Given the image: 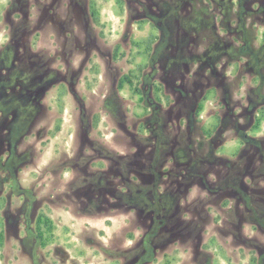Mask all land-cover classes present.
Returning a JSON list of instances; mask_svg holds the SVG:
<instances>
[{
	"label": "rangeland",
	"instance_id": "1",
	"mask_svg": "<svg viewBox=\"0 0 264 264\" xmlns=\"http://www.w3.org/2000/svg\"><path fill=\"white\" fill-rule=\"evenodd\" d=\"M156 1L57 0L40 20L0 0V43L20 24L65 75L16 157L0 158V264H264L231 199L148 178L144 82L168 38ZM85 34L98 47L88 60L75 51ZM109 100L123 102L127 135Z\"/></svg>",
	"mask_w": 264,
	"mask_h": 264
},
{
	"label": "flooded vegetation",
	"instance_id": "2",
	"mask_svg": "<svg viewBox=\"0 0 264 264\" xmlns=\"http://www.w3.org/2000/svg\"><path fill=\"white\" fill-rule=\"evenodd\" d=\"M21 1L38 17L57 2ZM33 1L39 3L31 7ZM153 8L168 38L160 45L167 52L152 61L144 82L148 178L156 186L166 177L176 186L173 196L183 188L200 191L207 203L231 199L238 229H253L264 262V0H157ZM19 25L0 43V158L6 163L52 89L65 83L46 48L24 44L29 31L19 33ZM59 47L57 56H64L65 45ZM76 47L86 60L98 48L91 34ZM108 106L117 108V125L127 135L123 102Z\"/></svg>",
	"mask_w": 264,
	"mask_h": 264
}]
</instances>
